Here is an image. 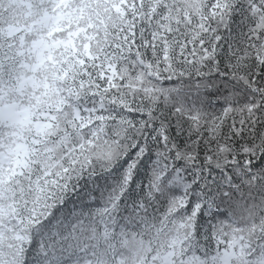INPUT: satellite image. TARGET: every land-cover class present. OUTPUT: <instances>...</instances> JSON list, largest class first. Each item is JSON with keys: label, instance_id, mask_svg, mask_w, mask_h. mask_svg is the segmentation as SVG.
Returning a JSON list of instances; mask_svg holds the SVG:
<instances>
[{"label": "snow or ice", "instance_id": "obj_1", "mask_svg": "<svg viewBox=\"0 0 264 264\" xmlns=\"http://www.w3.org/2000/svg\"><path fill=\"white\" fill-rule=\"evenodd\" d=\"M0 264H264V0H0Z\"/></svg>", "mask_w": 264, "mask_h": 264}]
</instances>
